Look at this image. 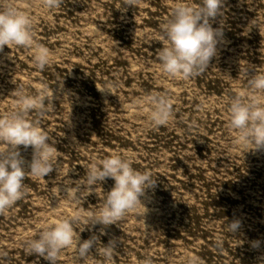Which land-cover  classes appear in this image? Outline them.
<instances>
[{
	"label": "rangeland",
	"instance_id": "rangeland-1",
	"mask_svg": "<svg viewBox=\"0 0 264 264\" xmlns=\"http://www.w3.org/2000/svg\"><path fill=\"white\" fill-rule=\"evenodd\" d=\"M176 2L59 0L45 8L44 0H13L31 15L35 42L54 59L39 69L29 49L0 50V117L17 110V86L31 96L46 89L47 111L27 118L55 141L58 158L45 177L25 176L22 197L0 212V264H51L28 254L26 241L49 218L74 215L84 229H76L80 241L97 239L87 259L66 248L56 264H264V148L235 146L227 125L232 98L264 72V0H222L210 19L222 30L216 54L188 79L168 76L158 59L166 42L161 25ZM159 98L171 116L153 126L146 112ZM19 148L30 170L33 148ZM113 153L127 154L154 183L117 222L92 225L88 213L103 206L114 180L78 199L65 189ZM232 221L240 222L235 232L228 230ZM112 240L108 259L96 249Z\"/></svg>",
	"mask_w": 264,
	"mask_h": 264
},
{
	"label": "clouds",
	"instance_id": "clouds-1",
	"mask_svg": "<svg viewBox=\"0 0 264 264\" xmlns=\"http://www.w3.org/2000/svg\"><path fill=\"white\" fill-rule=\"evenodd\" d=\"M221 4L222 0H201L198 6L184 0L174 4L170 16L161 25L166 42L158 52L162 69L168 76L188 79L198 69L208 66L216 54L218 38L222 35V30L214 28L210 19L220 12ZM44 6L58 7L59 0H44ZM32 23L31 15L13 0H0V50L5 45L29 49L36 67L43 69L51 64L54 56L47 47L35 42ZM106 89L114 93L111 87ZM11 94L17 97V110L0 117V144L7 145L6 150H0V212H5L22 197L25 176L45 177L58 158L55 141L49 143L50 136L38 120L27 118L32 111L40 116L47 111L44 104L47 90L31 96L17 86ZM151 105V110L146 112L150 124L166 125L171 116L168 101L164 98L152 99ZM227 112V125L236 133L233 137L235 146L245 151L264 148V72L256 71L250 76L248 90L232 98ZM20 145L33 148L30 170L24 167ZM106 178H112L114 184L106 192L99 211L88 213L92 225L99 223L107 226L117 222L142 202L141 195L154 183L147 174L132 167V160L127 154L113 153L86 166L84 177L78 180L75 189L67 187L65 195L72 199L86 197L96 192L98 182L103 185ZM80 222L79 215L69 219L49 218L36 226L35 238L26 241L25 251L44 256L51 264H56L59 253L66 248H74L79 258L87 259L97 238L81 242L76 230ZM239 224V221H232L228 224V230L235 232ZM113 241L102 244L103 247L96 250L110 259L115 247Z\"/></svg>",
	"mask_w": 264,
	"mask_h": 264
}]
</instances>
